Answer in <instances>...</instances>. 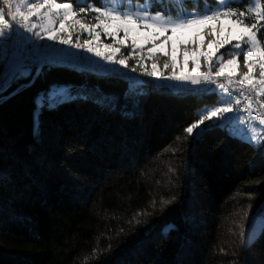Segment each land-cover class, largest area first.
I'll return each mask as SVG.
<instances>
[{
  "label": "trees",
  "instance_id": "trees-1",
  "mask_svg": "<svg viewBox=\"0 0 264 264\" xmlns=\"http://www.w3.org/2000/svg\"><path fill=\"white\" fill-rule=\"evenodd\" d=\"M216 2L179 0L188 11ZM250 2L234 0V8ZM151 5V13L177 10V0ZM0 8L7 21L4 0ZM247 14L241 19L264 32V19ZM95 15L81 13L88 25ZM77 36L83 43L78 25ZM150 47L120 46L117 58L129 67L103 66L112 74L36 62L29 75L0 84V264H264V220L248 238L264 205V132L258 145L219 127L189 136L199 111L220 100L218 90L175 93L168 80L143 74L142 57L148 70L156 62L171 72L163 68L168 56L148 59ZM238 65L235 80L247 71L243 57ZM63 85L67 95L54 106L37 102Z\"/></svg>",
  "mask_w": 264,
  "mask_h": 264
},
{
  "label": "snow or ice",
  "instance_id": "snow-or-ice-1",
  "mask_svg": "<svg viewBox=\"0 0 264 264\" xmlns=\"http://www.w3.org/2000/svg\"><path fill=\"white\" fill-rule=\"evenodd\" d=\"M117 2L120 8L116 7ZM4 3L7 5V15L12 21L19 16L25 23L19 25L9 23L5 19V9L0 8V45L4 46L13 35H19L21 28L32 32L37 25L33 23L29 27L27 21L31 16L39 18L41 10L45 8L47 11L42 16L44 24L40 31L34 33L35 36L81 48L110 64L129 67L127 58H116L121 51L120 47L114 46L116 44L127 46L130 40L133 52L136 49L143 52L145 45L151 44L152 47L146 49L148 59H152L157 53L168 56L170 63L165 62L163 68L171 67V72L165 75L156 62H153L151 70H148L142 57L139 67L143 70V74L156 79L190 82L192 85H215V88L207 89L209 92L218 90L221 97L214 107L202 113L198 122L186 128L185 131L189 136H199L210 127L222 128L229 131L230 135L237 134L236 126L244 125L243 130L247 133L248 141L257 145L261 143L260 133L264 132V129L259 126L264 125V115H252L253 101L247 96L245 110L248 111L249 119L246 120L239 115L241 108L237 106L241 105V99L234 94L233 90H230L229 86L246 87L248 92L255 94L259 108L264 109V100H260V97H264V32L257 29L256 23L249 25L241 19L246 12L264 19V0H251L245 10L239 12L234 8V0H217L214 6L205 3L201 11H197L195 7L188 11L177 0L176 12L167 15L162 12L151 13L149 11L152 6L151 0H145V3L138 5L135 11L120 10L126 4L131 9V0H102V6L90 3L74 6L72 3L57 2V0H17L14 10L12 0H4ZM88 11L97 13L96 23L92 25L85 24L81 16V13ZM57 19L59 28L55 26ZM69 21L71 24L66 26V22ZM77 25L90 37L84 39L83 43L80 42L79 36L75 42L73 41L72 31ZM98 28L106 37L112 39L111 44L101 41V31H97ZM121 32L122 38L119 36ZM169 32L171 34L166 35ZM161 37L164 39L161 40ZM206 37L210 39L206 41ZM233 41L236 43L233 44ZM169 44L170 51L166 47ZM187 45H192V48L189 49ZM226 45L232 47L220 53V49L225 48ZM217 53L220 54L217 55ZM180 55H182V61L178 59ZM240 57H243L247 71L243 72L239 80H235ZM202 58L207 71H201ZM189 62L193 65L191 71H189ZM256 68L259 69L258 77L254 74ZM136 70V67L131 68L132 72ZM27 71L22 62L20 74H26ZM5 75L7 76V73ZM219 77H225L226 83L218 80ZM57 97H63L61 89H56L49 94L48 99L53 101L49 104L50 107L54 106ZM257 120L258 125L250 122ZM206 121L211 123L206 124ZM201 125L204 127L201 128Z\"/></svg>",
  "mask_w": 264,
  "mask_h": 264
},
{
  "label": "rangeland",
  "instance_id": "rangeland-1",
  "mask_svg": "<svg viewBox=\"0 0 264 264\" xmlns=\"http://www.w3.org/2000/svg\"><path fill=\"white\" fill-rule=\"evenodd\" d=\"M17 2V1H16ZM16 2L14 3L13 5V10L15 9L16 7ZM144 4V3H142ZM142 4H133L131 2V9L128 8L127 4L125 5L124 8H121L120 10L121 11H124V10H132V11H135L137 10V6L138 5H142ZM116 7L117 8H120V4L119 2H117L116 4ZM47 9H42L41 10V13L39 14V18L38 16H31L29 18V20L27 21V24L28 26L30 27L33 23H35L37 25V27L35 29H33L32 32H27V31H24L22 29V43H23V48L26 50L25 51V55L27 56H30V51H32V55L33 57H35L37 60L40 59L41 57H45V55L47 56H58V57H63V58H81V57H85L87 58L91 63H99L100 65L103 66H108V67H114V68H117V69H121L124 67L121 66V65H116V64H110L108 63L107 61H104V60H101L100 58L94 56L92 53H89L81 48H75V47H71L70 45H63V44H60L58 41H55V40H47L46 38L45 39H40L39 37L35 36L34 33L37 32V31H40L41 27L43 26L44 24V21L42 19V16H43V13L46 12ZM25 13L27 14L26 12V9H25ZM95 13V12H94ZM95 17L97 16V13H95ZM154 14V13H153ZM247 16L249 17H252V18H255V15L253 13H249L247 14ZM19 18V20H21V18L19 16H17ZM258 18V17H257ZM22 21V20H21ZM23 22V21H22ZM25 23V22H23ZM95 23H96V20H95ZM71 24V22H66V26H69ZM57 28H59V20L57 19V23L55 25ZM76 27V26H75ZM97 31H101V29H97ZM85 36L83 37V41L84 39H88L90 38L88 36L87 33H84ZM171 33H167L166 35H170ZM62 35V33H61ZM119 36L122 38L123 37V33L121 32L119 34ZM100 39L103 43L105 44H111L112 43V39L110 37H106L104 35V33L101 31V36H100ZM164 37H161V40H163ZM128 43H131V41L129 40L127 42ZM158 43V42H157ZM236 41H233V44H235ZM151 45V44H150ZM115 46V45H114ZM146 46V45H145ZM188 46V45H187ZM186 46V47H187ZM190 46V47H189ZM188 48L191 49L192 48V45H189ZM229 45H226L225 47H227ZM231 46V45H230ZM115 47H120L119 44H116ZM168 48V50L170 51V44L166 46ZM183 47V46H182ZM232 47V46H231ZM223 49V48H222ZM221 50V49H220ZM43 55L41 57H39V55ZM218 54V53H217ZM118 56V54H117ZM117 58V57H116ZM117 59H120V58H117ZM178 59H180L182 61V55L178 56ZM215 59V57H214ZM37 60H34V61H29L26 66L24 68H27L28 71L26 74H23L21 75L20 74V71L18 72V76H27L29 75L30 71H31V67L35 65V63L37 62ZM201 63H202V67H201V71H207V66L203 64V58L201 59ZM205 66V67H204ZM193 65L191 64V62H189V71H191ZM17 76V75H16ZM259 76V74H258ZM257 76V77H258ZM135 82H138V83H141L142 80L140 79H136ZM173 86L172 90L173 92L175 93H178L179 91H182L184 89H187L189 87L191 88H196L198 86H201L203 84H200V85H192L190 82H181V81H176L174 80V82L171 84ZM56 89H61L62 92H63V97L62 98H65L66 95H67V90H68V86L67 85H63V86H51L49 87V89H47L45 91V93H43L38 99H37V102H53V101H50L48 99V96L50 93H52L53 91H55ZM254 94V93H252ZM60 97H57V101L62 99ZM255 98V97H254ZM260 100H264V97H260ZM56 101V102H57ZM255 106L259 108V105L256 104L255 102ZM212 108V107H211ZM255 108V107H254ZM206 109H209V108H205V109H202L201 111H199V114L197 116V118L195 119V121L193 123H196L198 122V120L201 118V115L202 113L206 110ZM263 113H264V109H262ZM35 120H36V116H35ZM251 123L253 124H256L258 125L259 122L258 120L257 121H250ZM192 125V124H191ZM190 125V126H191ZM241 127L238 128V126H236V133L237 134H232L234 136H237L241 139H244L246 141H248L247 139V133L244 132V125H240ZM260 128L264 129V125H261L259 126ZM194 131H196L194 129ZM261 134V133H260ZM249 142V141H248ZM250 143V142H249ZM252 145H256L254 143H251ZM264 220V205L261 207L259 213L254 217L253 219V223L248 231V234H249V239L253 236V234L258 230V228L260 227L262 221ZM164 231L165 232H168L169 234H172V233H175L176 230L173 229L171 226H166L164 228Z\"/></svg>",
  "mask_w": 264,
  "mask_h": 264
},
{
  "label": "built area",
  "instance_id": "built-area-1",
  "mask_svg": "<svg viewBox=\"0 0 264 264\" xmlns=\"http://www.w3.org/2000/svg\"><path fill=\"white\" fill-rule=\"evenodd\" d=\"M17 0H12V3H14ZM7 21L9 23H15L17 25L23 24L21 20L16 18L15 21H12L11 18L7 15ZM22 29L20 30L19 35H13V37L5 42V45L3 46V57L0 59V79L2 77L3 72H7L8 75L4 81V83L8 84L12 78L18 74V72L22 68V62L23 67L26 66L27 62L37 60L32 55V51H30V56L25 55V49L23 48L22 43ZM37 62L40 63H46L48 65H58V66H65L68 68L76 69V70H82L89 73H93L96 75H102V74H112L116 72L114 68H106L102 67L99 63H91L87 58L81 57L78 59H65V58H59V57H53L49 60H42L38 59ZM15 73V75H13ZM218 80L226 83L225 77H219ZM159 83H163L161 81H158ZM172 80H168L167 84H172ZM201 86H214L215 85H201ZM234 88V87H233ZM230 89L234 91V94L238 96L241 99V105L237 106L241 108L240 113H242L246 107H247V100L245 97H250L253 101V109H252V115H264L262 109L255 106L254 96L251 92H248L247 88H234ZM236 89H239V91H236ZM257 104V103H256ZM255 107V108H254Z\"/></svg>",
  "mask_w": 264,
  "mask_h": 264
},
{
  "label": "crops",
  "instance_id": "crops-1",
  "mask_svg": "<svg viewBox=\"0 0 264 264\" xmlns=\"http://www.w3.org/2000/svg\"><path fill=\"white\" fill-rule=\"evenodd\" d=\"M3 57V46L2 45H0V59ZM7 72H3V74H2V77H1V79H0V84H3L4 83V81H5V79H6V74ZM7 75H8V73H7ZM248 112V111H247ZM241 116H243L246 120H248L249 119V117H248V114H244V115H241ZM241 127V126H240ZM239 126H238V128H240ZM261 133H263V132H261Z\"/></svg>",
  "mask_w": 264,
  "mask_h": 264
}]
</instances>
